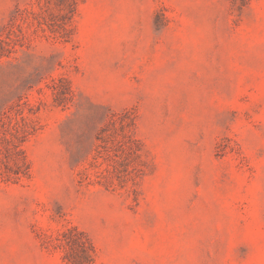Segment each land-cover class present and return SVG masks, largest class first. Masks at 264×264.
Here are the masks:
<instances>
[{
	"label": "rangeland",
	"instance_id": "374dc122",
	"mask_svg": "<svg viewBox=\"0 0 264 264\" xmlns=\"http://www.w3.org/2000/svg\"><path fill=\"white\" fill-rule=\"evenodd\" d=\"M0 264H264V0H0Z\"/></svg>",
	"mask_w": 264,
	"mask_h": 264
}]
</instances>
